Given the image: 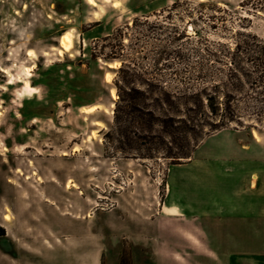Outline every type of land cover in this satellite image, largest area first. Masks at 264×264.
Here are the masks:
<instances>
[{
  "label": "rangeland",
  "instance_id": "rangeland-1",
  "mask_svg": "<svg viewBox=\"0 0 264 264\" xmlns=\"http://www.w3.org/2000/svg\"><path fill=\"white\" fill-rule=\"evenodd\" d=\"M92 1L0 0V264H171L162 206L239 199L259 163L228 142L264 154V0ZM184 90L205 134L172 168L156 100Z\"/></svg>",
  "mask_w": 264,
  "mask_h": 264
},
{
  "label": "crops",
  "instance_id": "crops-1",
  "mask_svg": "<svg viewBox=\"0 0 264 264\" xmlns=\"http://www.w3.org/2000/svg\"><path fill=\"white\" fill-rule=\"evenodd\" d=\"M234 142L232 146L228 142L232 154L227 157L234 165L259 163L257 170H249L251 180L239 199L221 196L220 187H208L206 200L201 203L171 201L162 206L168 219L184 229L168 245L171 264H264V154ZM217 159L208 163L203 160L206 164L201 169L209 174L203 172L202 178L218 176ZM193 161L192 158L172 168H182ZM170 191L167 183L168 195Z\"/></svg>",
  "mask_w": 264,
  "mask_h": 264
},
{
  "label": "trees",
  "instance_id": "trees-1",
  "mask_svg": "<svg viewBox=\"0 0 264 264\" xmlns=\"http://www.w3.org/2000/svg\"><path fill=\"white\" fill-rule=\"evenodd\" d=\"M144 86H150L149 83L143 81ZM119 90V88H118ZM138 93V92H137ZM141 97H145L144 92H140ZM119 99L122 97L120 95ZM130 100L134 99L130 94H127ZM125 101V100H124ZM157 103L161 109L164 106L169 107V111L172 116L164 115L158 118L160 125L164 129L165 137L168 139H172L174 143H176L175 152L171 153L168 156L172 165L179 164V159H189L190 149L201 140L204 136L205 131L203 124H201L200 119L198 118V114L200 113V109L202 110V97L199 92H188V91H178L174 94L163 92L162 96L159 97ZM210 106L211 98H209ZM213 109V108H212ZM164 111V109H163ZM119 121V120H118ZM222 119L218 120L215 124H209L210 129H220L223 128ZM232 121V118L229 120ZM198 123V124H197ZM166 129V130H165ZM184 129V136L179 138L178 131Z\"/></svg>",
  "mask_w": 264,
  "mask_h": 264
},
{
  "label": "bare ground",
  "instance_id": "bare-ground-1",
  "mask_svg": "<svg viewBox=\"0 0 264 264\" xmlns=\"http://www.w3.org/2000/svg\"><path fill=\"white\" fill-rule=\"evenodd\" d=\"M89 2L92 4L93 1L92 0H89ZM59 43H60V47H61V50H60V54L64 51V52H67L71 49V46H72V43H71V35L69 33H64L63 35H61L60 39H59ZM116 66V65H115ZM110 76L109 74L106 75V80L109 81L110 80ZM114 98H116L114 95H113ZM96 109L95 106H92V107H89L88 109L85 110L86 113H92L94 112V110ZM96 125H100L98 122H96ZM5 220L6 221H9L10 218L8 215H5Z\"/></svg>",
  "mask_w": 264,
  "mask_h": 264
}]
</instances>
